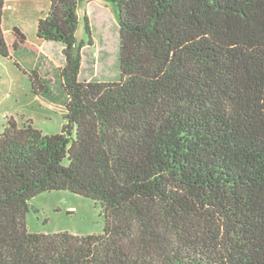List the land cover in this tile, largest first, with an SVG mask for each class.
<instances>
[{
	"label": "trees",
	"instance_id": "trees-1",
	"mask_svg": "<svg viewBox=\"0 0 264 264\" xmlns=\"http://www.w3.org/2000/svg\"><path fill=\"white\" fill-rule=\"evenodd\" d=\"M102 1L119 82L80 80L79 0L38 21L63 46L53 79L15 60L65 123L44 135L11 117L0 135V264H264V0ZM4 5L0 56L40 57L18 26L8 44ZM51 191L100 205L103 233L30 232V200Z\"/></svg>",
	"mask_w": 264,
	"mask_h": 264
},
{
	"label": "rangeland",
	"instance_id": "rangeland-1",
	"mask_svg": "<svg viewBox=\"0 0 264 264\" xmlns=\"http://www.w3.org/2000/svg\"><path fill=\"white\" fill-rule=\"evenodd\" d=\"M35 10L46 15L50 10L51 0H36ZM4 12L5 38L8 44L14 41L9 29L12 24L26 28L30 45L37 43V25L27 26V4L18 0H8ZM36 13V12H35ZM78 14L80 26L76 34L78 43L83 44L81 81L119 82L120 65V29L118 9L113 2L102 0H79ZM88 19L90 33L85 19ZM32 45L40 52V57L30 50H21L13 58L0 56V135L7 120L15 118L21 125L31 120L44 135L59 134L65 123V108L62 103H47L36 97L31 90V83L25 71L40 64L42 73L54 78L55 72L65 63L63 46L55 42H40ZM19 62L22 70L15 64ZM58 92V85L55 84ZM75 136V131L73 133ZM27 227L30 232L55 234L68 232L75 236L102 234L104 217L100 205L92 199L69 191L44 192L29 202Z\"/></svg>",
	"mask_w": 264,
	"mask_h": 264
},
{
	"label": "crops",
	"instance_id": "crops-1",
	"mask_svg": "<svg viewBox=\"0 0 264 264\" xmlns=\"http://www.w3.org/2000/svg\"><path fill=\"white\" fill-rule=\"evenodd\" d=\"M8 0H5V3L7 2ZM19 2H21L22 4H27V9H28V12L30 11L31 12V14H32V16H27V26L26 27H28L30 24L33 26V27H36V25H38V21H39V19L42 17V16H44V14H41L40 13V11L37 9V10H35L36 8H35V1L36 0H18ZM5 10H6V7H5V5H4V8H3V15H2V28L4 29L5 28V19H4V12H5ZM36 12V13H35ZM29 24V25H28ZM14 26H18L17 24H12V29H13V27ZM19 27V26H18ZM21 29H23L24 31H25V33H26V35H27V32H26V28H24V27H20ZM12 29H9L8 31H11V33H12ZM36 29H37V27H36ZM4 31V30H3ZM38 38V37H37ZM37 40H39V39H37ZM40 42H45V41H38L37 43H34V44H32V45H36V46H39L38 47V49L41 51V44H40Z\"/></svg>",
	"mask_w": 264,
	"mask_h": 264
}]
</instances>
